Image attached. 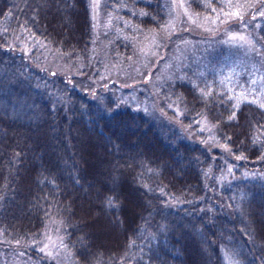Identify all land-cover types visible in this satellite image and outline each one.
Here are the masks:
<instances>
[{
  "label": "trees",
  "instance_id": "1",
  "mask_svg": "<svg viewBox=\"0 0 264 264\" xmlns=\"http://www.w3.org/2000/svg\"><path fill=\"white\" fill-rule=\"evenodd\" d=\"M105 7L126 32L166 18L164 0ZM91 42L87 0H0V264H264V107L188 72L160 85L164 121L119 80L43 63L47 47L79 68Z\"/></svg>",
  "mask_w": 264,
  "mask_h": 264
},
{
  "label": "rangeland",
  "instance_id": "2",
  "mask_svg": "<svg viewBox=\"0 0 264 264\" xmlns=\"http://www.w3.org/2000/svg\"><path fill=\"white\" fill-rule=\"evenodd\" d=\"M87 1L92 20L88 61L76 68L54 50L46 47L43 51L46 66L75 74L80 86L89 89L102 81L119 80L120 87L129 86L127 98L142 101L164 121H173L176 113L165 111L160 85L187 79L188 72L206 83L204 93L225 89L233 101L251 98L264 104V0H202L201 10L188 0H164L166 18L160 27L134 26L129 32L119 23V16L106 9V0ZM236 12L240 15H233ZM109 32L130 38L132 46L125 53L111 55ZM198 128L204 129L203 141L216 143L210 138L214 135L210 121L200 119ZM194 130L189 127L188 133L195 135ZM59 243L55 235H45L46 250L63 256L65 250Z\"/></svg>",
  "mask_w": 264,
  "mask_h": 264
},
{
  "label": "snow or ice",
  "instance_id": "3",
  "mask_svg": "<svg viewBox=\"0 0 264 264\" xmlns=\"http://www.w3.org/2000/svg\"><path fill=\"white\" fill-rule=\"evenodd\" d=\"M233 15L239 16L240 13H239V12H236V13H233ZM260 106H261V107H264V104H261Z\"/></svg>",
  "mask_w": 264,
  "mask_h": 264
}]
</instances>
